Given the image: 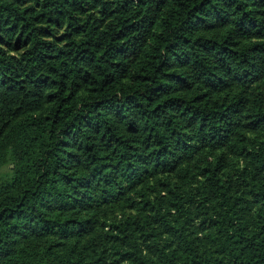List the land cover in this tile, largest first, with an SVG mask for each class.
Returning <instances> with one entry per match:
<instances>
[{"label": "trees", "instance_id": "obj_1", "mask_svg": "<svg viewBox=\"0 0 264 264\" xmlns=\"http://www.w3.org/2000/svg\"><path fill=\"white\" fill-rule=\"evenodd\" d=\"M0 264H264V0H0Z\"/></svg>", "mask_w": 264, "mask_h": 264}]
</instances>
